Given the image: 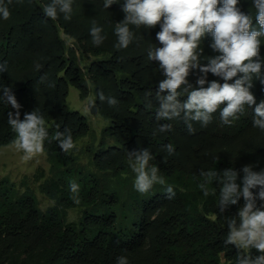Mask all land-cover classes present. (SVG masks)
I'll return each instance as SVG.
<instances>
[{"label": "trees", "instance_id": "1", "mask_svg": "<svg viewBox=\"0 0 264 264\" xmlns=\"http://www.w3.org/2000/svg\"><path fill=\"white\" fill-rule=\"evenodd\" d=\"M3 2L11 16L6 21L0 18V64L6 66L0 72V147L11 144L15 137L7 122L8 112L15 110L2 98V90L9 88L21 105V118L36 110L46 120L49 136L44 153L52 175L40 184V190L53 204L41 210L27 186L20 191L15 182L0 179V264H117L121 256L128 264H236L237 249L225 246L224 240L227 221L243 207V198L221 213L218 184H209L210 194L205 197L199 188L203 182L200 172L234 168L240 172V183L244 166L264 169V132L252 124L255 106L246 108L231 125L222 123L217 111L207 126L193 122L192 134L183 116L158 121L155 93L163 76L158 62L148 59V50L161 46L156 40L159 25L151 29L132 26L134 41L127 49H117L114 27L124 18V0L108 9L103 7L104 0H74L70 20L62 14L56 20L44 15L43 7L51 0ZM240 7L254 16L252 0H241ZM93 21L105 36L98 47L89 31ZM59 30L75 40L81 55H108L87 69L98 112L109 121L92 155L98 174L135 176L128 152L147 148L154 157L150 165L158 166L164 185H154L146 194L128 190L122 195L114 186H105L106 179L100 174L76 166L72 151L64 153L52 139L56 131L68 129L76 142L90 131L86 117L66 103L69 85L78 89L81 98L89 94V87L77 64L76 50L65 46ZM211 43L209 34L201 44V64L218 54L209 47ZM201 75L199 69L192 70L189 83L195 87ZM41 77L46 79L41 82ZM207 80L224 82L211 73ZM100 91L116 98L118 104L100 102ZM251 91L257 104L264 101L260 80L254 78ZM179 99L183 102L187 97ZM165 123L172 130L159 132V125ZM106 137L115 144L106 145ZM169 143L175 150L172 155L164 148ZM71 182L80 186L79 204L72 198ZM168 185L175 192L172 199L165 193ZM75 207L81 209V219L68 222L67 210ZM252 255H257L255 250Z\"/></svg>", "mask_w": 264, "mask_h": 264}, {"label": "clouds", "instance_id": "2", "mask_svg": "<svg viewBox=\"0 0 264 264\" xmlns=\"http://www.w3.org/2000/svg\"><path fill=\"white\" fill-rule=\"evenodd\" d=\"M73 2L74 0H51L43 7V13L52 20L58 19L61 14L65 20H70ZM240 2L241 0H124L121 6L124 18L114 27L117 49H127L134 41L132 26L151 29L159 25L160 28L156 33V40L161 46L148 50V59L158 62L163 76L155 93L159 101L156 120L171 121L183 116L185 126L192 134L195 132L193 122L207 126L217 111L221 122L231 125L245 114L246 108L255 106L253 127L264 132V101L257 104L251 91L254 78L264 84V57L261 56L264 0H252L254 16L251 12L242 11ZM114 3H118L117 0H104L103 7L108 9ZM10 16L9 7L0 0V18L6 21ZM89 31L93 45L100 46L105 40L103 28L93 21ZM209 34L212 37L209 47L218 54L209 56L207 63L201 64V44ZM35 67L39 70L41 65L37 64ZM194 69H199L202 73L195 87L188 81ZM4 71L6 66L0 64V72ZM208 73L224 82L208 81ZM45 79L46 77H41V82ZM2 91V98L15 110L7 114L8 125L15 133L12 146L23 153L24 161H29L45 150L44 144L49 136L46 120L36 110L25 112L21 118V105L11 89L4 88ZM165 92L167 94L162 95ZM182 96L187 97L183 102L179 99ZM97 99L113 107L118 104L116 98L105 96L102 91L97 93ZM95 106V100L89 101V110ZM148 107H151V103ZM171 130L172 125L169 123L160 124L158 128L159 132ZM52 139L58 142L64 153H69L76 147L68 129L56 131ZM164 148L169 155L175 151L170 143ZM128 156L133 161V187L137 192L146 194L154 185L165 184V179L159 175L158 166L150 165L154 157L149 149L133 150L128 152ZM240 171L243 177L237 183L240 172L234 168L224 169L222 172L217 169L201 170L203 182L199 184V188L207 197L210 194L208 185L214 182L218 184V207L221 213L229 206L237 205L243 198V207L227 221L224 244L233 245L237 249L236 264H264V169L254 171L252 165H246ZM69 189L74 202L79 204V184L71 182ZM255 189L258 191L254 192ZM165 193L168 199L175 196L171 185L165 188ZM257 201L261 203L258 205ZM252 250L257 255H252ZM117 264H128L127 258L118 257Z\"/></svg>", "mask_w": 264, "mask_h": 264}, {"label": "rangeland", "instance_id": "3", "mask_svg": "<svg viewBox=\"0 0 264 264\" xmlns=\"http://www.w3.org/2000/svg\"><path fill=\"white\" fill-rule=\"evenodd\" d=\"M59 34L67 48L76 50L77 64L83 70L89 87V94L85 98L80 97L78 89L74 86L69 85L68 88V95L66 98L68 107L85 116L90 127L89 133L75 142L76 147L72 150V154L76 159V166L81 167L83 170L98 174L92 163V155L102 139V130L109 125V121L98 112L97 106L95 113H92L88 108L89 101L95 100V93L94 87L88 78L87 69L91 63H98L107 59L108 55H92L90 53L81 55L74 39L64 34L62 30H59ZM104 140L106 145L115 144V141L111 137H106ZM22 156L23 153L18 152L12 146V143L0 147V179L7 178L15 182L20 191L24 190L25 186H27L38 199L41 210H46L53 204V201L40 190V184L52 175L47 156L43 152L29 161H24ZM129 161L131 163L133 162L130 159ZM100 176H102L104 180L106 179V182H104L105 186H114L116 189L120 190L122 195L128 190H135L133 187L135 176H122L121 178H116L108 173L103 175L100 174ZM130 207L131 206H129V208ZM80 219V208L75 207L67 210L68 222L78 223Z\"/></svg>", "mask_w": 264, "mask_h": 264}, {"label": "water", "instance_id": "4", "mask_svg": "<svg viewBox=\"0 0 264 264\" xmlns=\"http://www.w3.org/2000/svg\"><path fill=\"white\" fill-rule=\"evenodd\" d=\"M90 111H91L92 113H95V112H96V106H95V108L90 109Z\"/></svg>", "mask_w": 264, "mask_h": 264}]
</instances>
